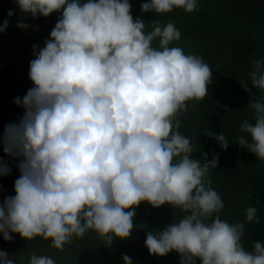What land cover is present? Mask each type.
Segmentation results:
<instances>
[{
	"label": "clouds",
	"instance_id": "clouds-1",
	"mask_svg": "<svg viewBox=\"0 0 264 264\" xmlns=\"http://www.w3.org/2000/svg\"><path fill=\"white\" fill-rule=\"evenodd\" d=\"M15 2L33 18L61 16L45 46L38 52L33 46L29 77L34 86L15 98L24 114L5 125L0 140L6 154L22 158L15 195L0 204L3 239L11 240V233L28 241L39 236L63 251L92 230L110 245L114 237H130L135 206L147 201L185 213L163 231L146 234L150 254L175 250L180 264H196V258L201 264H264V244L255 241L248 251L241 243L245 224L221 219L224 203L209 178L217 157L193 158L190 139L178 131L177 117L187 102L207 95L212 70L202 57L170 46L181 37L174 23L155 20L146 31L148 24L133 17L129 0ZM176 8L194 12L198 0L141 4L142 12L156 14ZM8 24L5 19L0 32ZM248 76L264 91V59L253 61ZM248 107L255 123L244 121L241 131L247 136L237 141L264 160V98ZM206 134L227 149L223 133ZM11 171L0 161V176ZM245 217L259 222L255 207L249 206ZM122 259L133 264L127 255ZM0 264L17 261L0 250ZM27 264L56 262L32 252Z\"/></svg>",
	"mask_w": 264,
	"mask_h": 264
},
{
	"label": "trees",
	"instance_id": "trees-1",
	"mask_svg": "<svg viewBox=\"0 0 264 264\" xmlns=\"http://www.w3.org/2000/svg\"><path fill=\"white\" fill-rule=\"evenodd\" d=\"M237 1L243 2V0H232L227 5L225 0L223 6L229 9ZM257 3L260 5L259 0ZM10 9L15 11L13 16L8 17ZM179 9L180 13L187 14L181 8ZM60 16L61 12H54L47 17L40 15L33 18L31 15L23 13L15 0H0V24H3L5 19L9 20L7 29L0 32V140H2L5 125L19 122L24 114V108L14 103L15 98L19 96L22 99L27 91L34 86L29 77L30 61L36 58L33 46L38 45L35 49L36 52L45 46V40L51 38L50 32ZM182 16L180 15V17ZM247 19L250 21V18ZM218 20L220 24L226 21H222L220 16ZM171 21L173 20H163L161 25ZM253 21H255L254 16L251 19V22ZM20 22L29 25V27L26 29L18 27ZM174 22L183 23V18L172 23ZM210 26L211 18L206 20V27ZM180 32L184 39L193 33H184L182 30ZM197 33L207 41L200 43L201 45L197 42L189 44L180 38L184 45L182 49L187 50L194 46L200 52L205 46L214 51L216 48L214 43L218 40L216 37L219 34L212 32L215 38L210 37V31L205 27ZM174 42L180 43L179 40ZM195 55L202 57L203 54ZM203 60L207 64L214 63L213 56L208 59L203 58ZM187 105L186 111L177 117L181 121L178 131L181 133L183 129L184 134H181L185 137L189 135L187 131L189 129H191V133L195 131L198 134L199 140H190L193 149L198 153L196 159L203 161L204 153H207V160H211L214 155L217 157V166L211 170L209 178L212 180V188L220 194L224 203V208L220 213L221 219L229 223L242 222L245 224L246 231L241 243H247L246 250L252 251L253 242L259 241L264 244V165L258 169L259 173L253 171L248 176L251 198L248 197L249 195L244 196L243 192L240 194H238L239 191L235 192L240 188L233 185L242 186L244 180L239 175L246 166L261 165L264 164V160L258 162L256 154L238 143L239 132L235 136H231L226 127H219L212 121L214 112L212 100L207 101L209 107L205 113L201 112L202 106L206 107V101L192 100L188 101ZM251 120L254 122L255 116ZM207 131H211L215 135L223 133L228 140L227 149L221 147L215 136H208ZM20 159L22 158L6 154L3 151V143L0 142V161L7 163L12 169L9 175L0 176V204L7 196L15 195L14 182L20 176L17 167ZM242 202H246L243 209L240 207ZM249 206L257 209L259 222H247L245 210ZM184 215L185 213L179 207H172L167 203L160 207H153L147 201H143L135 206L134 228L130 237L126 239L114 237L110 245L103 242L92 230H89L82 238H74L70 244L64 246L63 251L51 247L50 240H44L39 236L28 241L18 233H11L13 238L6 241L3 239V234L0 233V250L9 253L17 261V264H27L32 252H36L37 255H48L56 264H124L122 259L124 255L131 257L133 264H180L181 255L175 250L164 256L150 254L145 246V240L148 232L155 234L163 231L170 223L178 222ZM196 264H201L199 258H196Z\"/></svg>",
	"mask_w": 264,
	"mask_h": 264
},
{
	"label": "rangeland",
	"instance_id": "rangeland-1",
	"mask_svg": "<svg viewBox=\"0 0 264 264\" xmlns=\"http://www.w3.org/2000/svg\"><path fill=\"white\" fill-rule=\"evenodd\" d=\"M224 1L198 0L197 10L191 13L186 12L187 15L180 13L179 8L164 14H156L151 10L142 12L141 4L147 2V0H129L133 17H139L148 24L146 31L152 29L151 23L155 20L162 23L166 19L177 21L179 18H183V23L174 22V25L184 33L193 32L185 39L182 38L183 35L181 34L180 38L186 40L189 44L194 42L200 44L207 41L200 36L201 34L197 33L203 27L210 31V37L215 38L212 32L219 34L216 37L218 40L214 43V47H216L214 51L212 48L205 46L200 52L194 46L183 51L185 54H203L201 56L206 59L211 56L214 57V63L208 64L212 70V80L208 85L207 95L200 100V102L206 101V107L205 105L202 106L201 113L206 112L207 107H209L207 101L212 100L214 105L212 121L218 124L219 127H226L231 136H235L239 132L238 137H240L247 135L241 131V124L244 121L255 123V120L254 122L251 120L254 117V110L248 107L249 103L252 100L264 98V91L253 87L248 76L253 67V61L264 59V0H259L260 5L257 3L258 0H243L242 3L237 1L229 9L223 6ZM231 1L226 0V4L228 5ZM252 3L257 5L254 6ZM180 15L183 16L180 17ZM219 16L222 21L226 20L223 24L219 23ZM252 16L255 19L253 22H251ZM210 18L211 26L207 28L206 20ZM247 18H250V21ZM179 42H173L170 46L183 48L184 45L180 39ZM153 45H158V41H153ZM244 84H247V89L251 91L246 90ZM187 131L189 135L186 137L191 141L200 139L195 131L194 133H191V129ZM181 133L184 134L183 129ZM197 154V151L194 150L193 158H196ZM258 162H261V160L258 159ZM262 165L264 164L246 166L244 170L240 171L239 176L243 178L244 183L242 186L233 185L240 188L235 192L239 191L238 194L243 192L244 196L250 195L251 187L248 176L253 171L259 173L260 170L258 169ZM245 204L246 202H242L241 209L244 208ZM246 244L243 243L245 249Z\"/></svg>",
	"mask_w": 264,
	"mask_h": 264
}]
</instances>
